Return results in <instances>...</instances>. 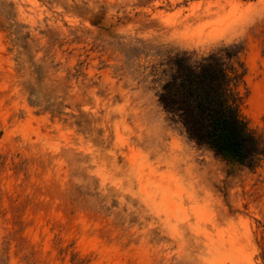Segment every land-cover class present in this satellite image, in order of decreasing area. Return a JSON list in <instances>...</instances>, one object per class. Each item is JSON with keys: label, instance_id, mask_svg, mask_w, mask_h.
<instances>
[{"label": "rangeland", "instance_id": "374dc122", "mask_svg": "<svg viewBox=\"0 0 264 264\" xmlns=\"http://www.w3.org/2000/svg\"><path fill=\"white\" fill-rule=\"evenodd\" d=\"M233 44L264 137V0H0V264H264V164L159 102Z\"/></svg>", "mask_w": 264, "mask_h": 264}, {"label": "trees", "instance_id": "16d2710c", "mask_svg": "<svg viewBox=\"0 0 264 264\" xmlns=\"http://www.w3.org/2000/svg\"><path fill=\"white\" fill-rule=\"evenodd\" d=\"M244 51L243 44L223 46L195 63L178 56L159 102L190 141L230 164L256 170L264 164V137L241 113Z\"/></svg>", "mask_w": 264, "mask_h": 264}]
</instances>
